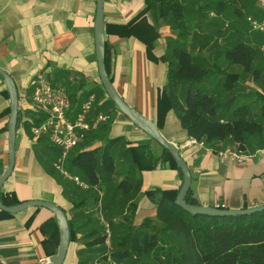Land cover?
<instances>
[{
  "label": "crops",
  "instance_id": "crops-1",
  "mask_svg": "<svg viewBox=\"0 0 264 264\" xmlns=\"http://www.w3.org/2000/svg\"><path fill=\"white\" fill-rule=\"evenodd\" d=\"M179 1L185 5L191 0ZM102 2L104 23H128L145 6L144 0ZM95 7L96 0H0V69L7 72L15 84L20 122L23 116L26 119L16 128L14 165L1 192L14 194L20 202L34 199L50 201L65 210L77 239L69 242L62 264H79V260L85 257L86 250H83L81 238L87 229L81 223L86 219L76 217L80 209L71 210L69 196L63 195L62 184L67 179L52 166L60 148L52 144L46 135L35 137L30 131V125L40 121L39 114L30 105V77L36 72H42L54 87L67 91V116L70 119L75 117L90 95H94L95 100L88 118L92 119L98 113L110 117L108 128L88 131L70 150L69 157L101 145L106 137L116 136H123L133 147L144 146L146 152L142 157L149 150L154 155L160 152L153 139L137 129L106 101L95 58ZM197 7L196 4L194 9ZM252 8L251 13L245 16L259 19L256 17L261 14V8L256 0H253ZM210 15L213 16L212 13ZM145 16L148 22L154 23L150 12H146ZM247 24L250 33H245V41L257 47L258 63L262 68V77L253 84L264 90V32L254 31ZM158 30L161 36L155 40L153 52L155 56L161 57L165 53L168 37L174 35L167 25H159ZM104 37L107 73L113 86L126 103L154 121L161 134L179 149L189 167L190 188L198 205L223 209L264 205V145L246 147L245 152L253 156L238 164L221 159L217 154L228 146L236 150L233 143H227L216 151L205 145L190 143L170 110L165 93L161 94L166 78L165 62L149 60L145 53V43L135 35L105 33ZM245 78L249 81L250 75L247 74ZM7 107L9 96L0 76V176L8 164L9 112H4ZM24 107H27L25 111L22 110ZM146 164L147 167L140 171L141 193L148 189H176L180 186L182 178L166 161L152 159ZM121 177L120 174L115 178L120 180ZM150 209L148 200L142 196L134 221H141L145 215L153 217V210ZM33 212H36L35 218L31 226L27 227L25 221ZM48 218L47 209L34 211L33 207L8 217H0V260L3 261L0 264H48L49 255L44 252L41 244L48 233L40 229L41 223ZM51 247L52 243L48 248Z\"/></svg>",
  "mask_w": 264,
  "mask_h": 264
},
{
  "label": "trees",
  "instance_id": "trees-1",
  "mask_svg": "<svg viewBox=\"0 0 264 264\" xmlns=\"http://www.w3.org/2000/svg\"><path fill=\"white\" fill-rule=\"evenodd\" d=\"M228 2L232 1L212 0L207 2L212 4L197 8L195 15L212 13L218 19L227 11ZM252 4L253 0H244V6L249 5L251 11ZM144 5V9L128 23H104V34L135 35L145 43L149 60L165 62L166 78L161 94L165 93L170 110L185 135L202 141L213 151L220 150L227 143L235 144L236 150L240 151H245L246 147L263 146L264 90L256 85L251 88L245 78L250 75L249 81L253 83L261 77L257 47L247 43L245 33L236 27L231 47L223 48L211 60L205 50L218 42L210 33L200 35L190 31L185 5L179 0H144ZM239 11L234 7L232 13L239 15ZM146 12H150L154 23L147 21ZM256 18H263V12ZM243 20L247 23L245 16ZM161 24L172 26L175 35L168 37L165 53L157 57L153 47L161 36L158 30ZM196 37L202 42L193 51L192 43ZM219 57L226 65L238 68L228 70L222 67L217 61ZM104 64L108 72L105 56ZM218 75L221 80L216 84ZM214 81L217 85L214 91L203 90V85L210 86ZM157 100L159 116L160 97ZM4 112L8 114L9 108ZM108 122L101 123L95 130L108 128ZM19 123L23 122H20L18 112L17 126ZM156 144L160 149L158 154L149 150L142 157L146 152L144 146L133 147L123 136L106 137L101 145L68 156L65 164L68 171L87 184V188H80L67 180L62 184L63 195L70 198L71 210L80 209L76 217L86 219L81 223L87 229L81 238L86 255L79 264H108V258L115 264L128 260H144L141 264H264V210L234 216L191 214L174 203L180 186L176 189H148L141 193L140 171L147 167L149 160L166 161L182 178L170 153ZM117 165H123L120 180L115 178ZM142 196L151 205L153 217L145 215L141 221H134ZM0 199L5 206L20 202L14 194L2 192ZM184 201L198 205L191 188ZM35 213L25 221L27 227L31 226ZM48 213L49 218L40 225L48 237L41 244L44 252L51 256L56 252L59 233L55 216L50 211ZM11 215L0 210V217ZM67 220L70 242L75 241L77 237L71 221L68 217ZM105 221L110 228L108 246L103 228ZM51 243L52 247L48 248Z\"/></svg>",
  "mask_w": 264,
  "mask_h": 264
},
{
  "label": "water",
  "instance_id": "water-1",
  "mask_svg": "<svg viewBox=\"0 0 264 264\" xmlns=\"http://www.w3.org/2000/svg\"><path fill=\"white\" fill-rule=\"evenodd\" d=\"M93 29L98 77L105 94L112 101L117 111H119L123 116H125L137 129L142 131L144 134L153 139L156 143H158L161 147L165 148L170 153L175 164L181 172L182 181L174 203L191 214L234 216L264 210V205L245 209H223L215 206L206 207L185 203L184 198L187 192L189 191L191 185V173L186 161L180 154L179 149L176 147V145L168 141L161 134L154 121H152L145 115L139 113L138 111L134 110L128 103L125 102V100L121 97V95H119V93L113 86V83L107 73L104 64L105 37L102 0H96ZM0 76L4 82L5 88L9 96V114L7 120L8 164L4 173L0 176L1 194V187L5 180L11 174L14 165V144L18 118V93L11 76L7 72L0 69ZM29 207H39L47 209L55 216L58 225L59 239L56 252L48 257V264H62L70 242V230L64 210L53 202L43 201L39 199L25 200L11 206H5L0 199V210L9 214H15Z\"/></svg>",
  "mask_w": 264,
  "mask_h": 264
},
{
  "label": "built area",
  "instance_id": "built-area-1",
  "mask_svg": "<svg viewBox=\"0 0 264 264\" xmlns=\"http://www.w3.org/2000/svg\"><path fill=\"white\" fill-rule=\"evenodd\" d=\"M256 3L263 12V18L253 19L246 17L247 22L252 30L264 32V0H256ZM29 85L32 87L30 105L31 108L39 114L40 121L30 125V131L33 136L41 137L46 135L50 142L60 148V153L56 156L52 163L53 168L65 179L73 182L80 188H87V184L77 175L68 171L65 164L69 156L70 150L82 140L88 131L98 128V126L109 120V115L98 113L92 119H89V113L92 103L95 100L94 95H90L81 105L73 119L67 116L69 107V96L64 88L54 87L42 72H36L29 79ZM27 107H24V110ZM26 119L23 116L22 122ZM190 143L204 145L202 141L189 138ZM221 159H227L234 163H244L252 153L235 150L226 147L217 152ZM105 233V244L109 245L110 228L109 224L103 222ZM0 262L3 263L2 260ZM48 263V259H47ZM108 264H115L108 258Z\"/></svg>",
  "mask_w": 264,
  "mask_h": 264
},
{
  "label": "rangeland",
  "instance_id": "rangeland-1",
  "mask_svg": "<svg viewBox=\"0 0 264 264\" xmlns=\"http://www.w3.org/2000/svg\"><path fill=\"white\" fill-rule=\"evenodd\" d=\"M212 0H191L189 3L185 4V15H186V23L188 25V27L190 28V31L193 33H199L200 35L206 34V33H210L212 36H214V40L215 42H218L217 45L215 46H211V48H207V50H205V53H207L208 57H212L213 55L218 56V52L222 51L223 48H230L231 44L233 43L234 39H235V33L236 32V27L239 28V32L241 33H248V24L243 20L245 14H248L251 12L250 8L248 6H244V0H231L232 2H228L227 3V11L220 16V18H216L214 16H211L210 14H202V13H198L197 15H195V10L194 6H196L197 4V8L202 7V5L206 4L207 2H211ZM207 4H212V3H207ZM237 7L239 11V15H236L237 13L233 14L232 10L234 7ZM191 7V8H190ZM248 17V16H247ZM246 18V16H245ZM219 21V23H218ZM194 25L196 26V28L194 27ZM171 33L173 35H175V30L172 26H170L168 24ZM220 26V27H219ZM234 30V31H232ZM235 32V33H234ZM214 40L212 43H214ZM202 42L200 37H196V40H194V43H192L193 45V51H195L196 47ZM211 60H213V58H211ZM218 62H220L222 67H226V69L228 70H236L238 67H230L229 65H226V62L224 60H222L221 57L218 58L217 60ZM220 77V75L217 76V78ZM262 77V76H261ZM221 79L218 78L217 79V83L218 81H220ZM251 88L253 86H255L253 83L249 82L247 83ZM199 86L202 88V84ZM217 85H215V81L214 83H212V85H203V90H215ZM250 97H248L249 99ZM71 156V154H70ZM123 171V165H117V173L118 176H120V174ZM144 260L141 261H125L121 264H141V262H143Z\"/></svg>",
  "mask_w": 264,
  "mask_h": 264
}]
</instances>
